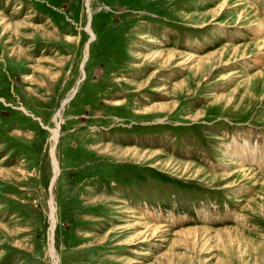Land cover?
Instances as JSON below:
<instances>
[{
	"label": "rangeland",
	"instance_id": "1",
	"mask_svg": "<svg viewBox=\"0 0 264 264\" xmlns=\"http://www.w3.org/2000/svg\"><path fill=\"white\" fill-rule=\"evenodd\" d=\"M88 1L0 0V264H264V0Z\"/></svg>",
	"mask_w": 264,
	"mask_h": 264
},
{
	"label": "bare ground",
	"instance_id": "2",
	"mask_svg": "<svg viewBox=\"0 0 264 264\" xmlns=\"http://www.w3.org/2000/svg\"><path fill=\"white\" fill-rule=\"evenodd\" d=\"M89 1L87 0V4H89L88 3ZM89 9V8H88ZM90 16V15H89ZM10 26V23L9 22H6V21H3V23L1 24V28L3 27H5V28H8ZM264 30V23H261V25L259 26V28H258V31H260V30ZM261 32V31H260ZM44 35V34H43ZM85 57V56H84ZM82 80V79H81ZM80 80V81H81ZM78 88V87H77ZM71 93V92H70ZM69 93V94H70ZM67 95L66 97H65V99H63L62 100V105L63 104H65L66 103V101L69 99V97H70V95ZM65 106V105H64ZM61 108V107H60ZM59 108V109H60ZM63 112V111H62ZM56 117H59V120H60V118H61V116H60V113H57V115H56ZM56 119V118H55ZM56 122V121H55ZM54 123V122H53ZM43 125V124H42ZM58 125H59V123L58 122H56V124H55V126L53 127V128H51V129H49V131H50V151H49V155H50V161H51V164H52V168H53V173H52V179H51V183H50V187H53V185L55 184V181H56V177H57V174H58V167H57V165H56V158H55V146H56V143L58 142V135H59V132H58ZM50 198H51V196H50ZM49 198V200H48V202H49V208L51 209V211H50V232H49V236H50V239H51V237H52V232H53V228H54V224H55V217H54V210H55V207H54V204H53V201H52V199H50ZM53 238V237H52ZM50 250H52V249H50ZM53 251V250H52ZM54 253V252H53ZM56 257V256H55ZM53 258V257H52Z\"/></svg>",
	"mask_w": 264,
	"mask_h": 264
}]
</instances>
